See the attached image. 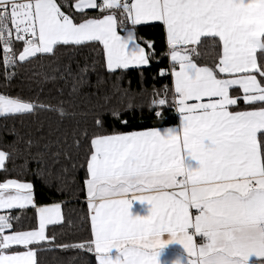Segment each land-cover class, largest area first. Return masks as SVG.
<instances>
[{
	"label": "snow or ice",
	"instance_id": "snow-or-ice-1",
	"mask_svg": "<svg viewBox=\"0 0 264 264\" xmlns=\"http://www.w3.org/2000/svg\"><path fill=\"white\" fill-rule=\"evenodd\" d=\"M148 23L171 62L153 114L171 109L179 123L109 132L97 119L84 134L87 240L58 241L48 229L64 221L61 204L38 206L32 183L0 180V264H39L41 249L96 264H264V0H0V64L6 80L64 53L87 54L83 73L150 66L154 42L136 31ZM47 109L0 92V117ZM11 158L0 150V170ZM28 206L38 223L24 228L16 211Z\"/></svg>",
	"mask_w": 264,
	"mask_h": 264
},
{
	"label": "trees",
	"instance_id": "trees-1",
	"mask_svg": "<svg viewBox=\"0 0 264 264\" xmlns=\"http://www.w3.org/2000/svg\"><path fill=\"white\" fill-rule=\"evenodd\" d=\"M136 31L142 41L154 42L158 55L150 66L129 68L114 75L99 67L83 73L80 69L87 54L68 59L64 53L56 62L40 58L20 65L13 70L15 76L6 80L0 64V92L52 106L32 115L0 117V150L12 153L11 160L6 161L7 170H0V180L32 183L38 206L61 204L64 221L48 229L60 242L90 239L81 191L85 170L80 165L87 143L84 134L97 130L95 121L101 120L104 130L109 132L177 123L175 111L165 108L164 118L160 119L153 114L156 109L150 103L153 91L170 83L169 75H160V69H169L171 64L165 54L162 29L149 23L137 26ZM42 73L50 78L43 79ZM57 107H62L65 115L54 110ZM113 111L119 112V120ZM77 139L81 141L80 147L75 144ZM16 214L21 227L30 228L38 223L33 207L17 210ZM37 258L39 264H96L93 255L76 250L41 249Z\"/></svg>",
	"mask_w": 264,
	"mask_h": 264
},
{
	"label": "crops",
	"instance_id": "crops-1",
	"mask_svg": "<svg viewBox=\"0 0 264 264\" xmlns=\"http://www.w3.org/2000/svg\"><path fill=\"white\" fill-rule=\"evenodd\" d=\"M149 24V23H148ZM135 66H132L130 68H134ZM170 68V67H169ZM179 123V119H178V115H177V123L176 124H173V125H166V126H161V127H175L177 124ZM161 127H157V128H161ZM22 182H25V181H22ZM33 195H34V192H33ZM34 201H35V195H34ZM36 203V202H35ZM50 205V204H48ZM40 206H44V205H40ZM31 206H28L27 208H30ZM63 213V211H62ZM178 250V246L176 247H170L168 252H169V255H174L176 253V251Z\"/></svg>",
	"mask_w": 264,
	"mask_h": 264
}]
</instances>
